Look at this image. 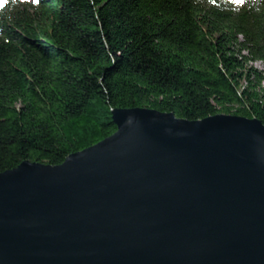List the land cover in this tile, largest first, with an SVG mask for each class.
I'll use <instances>...</instances> for the list:
<instances>
[{
	"label": "water",
	"instance_id": "obj_1",
	"mask_svg": "<svg viewBox=\"0 0 264 264\" xmlns=\"http://www.w3.org/2000/svg\"><path fill=\"white\" fill-rule=\"evenodd\" d=\"M56 164L0 171V264H264V123L132 106Z\"/></svg>",
	"mask_w": 264,
	"mask_h": 264
},
{
	"label": "trees",
	"instance_id": "obj_2",
	"mask_svg": "<svg viewBox=\"0 0 264 264\" xmlns=\"http://www.w3.org/2000/svg\"><path fill=\"white\" fill-rule=\"evenodd\" d=\"M264 3L19 0L0 10V171L56 164L113 132L115 107L264 123Z\"/></svg>",
	"mask_w": 264,
	"mask_h": 264
},
{
	"label": "clouds",
	"instance_id": "obj_3",
	"mask_svg": "<svg viewBox=\"0 0 264 264\" xmlns=\"http://www.w3.org/2000/svg\"><path fill=\"white\" fill-rule=\"evenodd\" d=\"M34 3H37L38 0H33ZM19 3V0H0V10H3L5 5L15 6ZM234 3L239 6L248 5L249 7H255L259 4L264 3V0H234Z\"/></svg>",
	"mask_w": 264,
	"mask_h": 264
},
{
	"label": "rangeland",
	"instance_id": "obj_4",
	"mask_svg": "<svg viewBox=\"0 0 264 264\" xmlns=\"http://www.w3.org/2000/svg\"><path fill=\"white\" fill-rule=\"evenodd\" d=\"M253 64L256 65L258 68L264 67V64L260 61H254Z\"/></svg>",
	"mask_w": 264,
	"mask_h": 264
}]
</instances>
